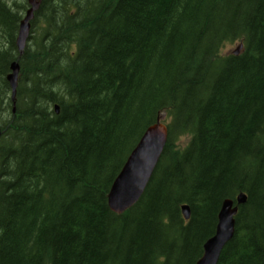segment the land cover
Segmentation results:
<instances>
[{
	"label": "trees",
	"instance_id": "obj_1",
	"mask_svg": "<svg viewBox=\"0 0 264 264\" xmlns=\"http://www.w3.org/2000/svg\"><path fill=\"white\" fill-rule=\"evenodd\" d=\"M20 1L0 0V264H196L242 191L219 264H264V0H42L21 57ZM163 111L160 162L116 214L110 187Z\"/></svg>",
	"mask_w": 264,
	"mask_h": 264
},
{
	"label": "water",
	"instance_id": "obj_2",
	"mask_svg": "<svg viewBox=\"0 0 264 264\" xmlns=\"http://www.w3.org/2000/svg\"><path fill=\"white\" fill-rule=\"evenodd\" d=\"M31 3L33 7L22 22L18 37V47L21 53L28 37L29 20L33 17L34 10L38 8L39 1L31 0ZM19 68V64L13 63V72L8 77L13 95L16 93ZM165 140L166 129L162 124H156L145 132L110 189L108 203L113 211L122 213L140 199L163 152ZM238 201L244 203L246 196L240 194ZM232 207L233 202L226 200L219 215L216 234L206 242L203 257L197 264L218 263L223 247L234 235L235 220L233 216L236 214L237 208L232 209ZM184 212L186 217H189L186 207H184Z\"/></svg>",
	"mask_w": 264,
	"mask_h": 264
},
{
	"label": "rangeland",
	"instance_id": "obj_3",
	"mask_svg": "<svg viewBox=\"0 0 264 264\" xmlns=\"http://www.w3.org/2000/svg\"><path fill=\"white\" fill-rule=\"evenodd\" d=\"M155 41V40H154ZM239 44V42H234V43H228L222 50L223 53H227L228 51L233 50L236 48V46ZM228 54V53H227ZM186 140L182 141V143H185ZM19 176V175H18ZM25 177L22 178V181L24 180ZM5 247V245L3 246Z\"/></svg>",
	"mask_w": 264,
	"mask_h": 264
},
{
	"label": "bare ground",
	"instance_id": "obj_4",
	"mask_svg": "<svg viewBox=\"0 0 264 264\" xmlns=\"http://www.w3.org/2000/svg\"><path fill=\"white\" fill-rule=\"evenodd\" d=\"M13 111L15 112V111H16V108L13 107ZM168 138H169V137H168ZM167 142H168V141H167ZM129 157H130V154H129V156H128V158H127L126 161H128ZM159 162H160V161H159ZM124 166H125V163H124L122 169L124 168ZM122 169H121V171H122ZM121 171H120V172H121ZM120 172H119V174H120ZM119 174H118V175H119ZM149 183H150V182H149ZM148 185H149V184H148ZM142 197H143V196H142ZM246 203H247V202H246ZM137 204H138V203H137ZM187 205H188V204H187ZM133 207H134V206H133ZM133 207H132V208H133ZM132 208H131V209H132ZM129 210H130V209H129ZM190 210H191V209H190ZM219 212H220V211H219ZM236 228H237V227H236ZM237 231H238V230H237ZM221 256H222V255H221ZM219 262H220V261H219Z\"/></svg>",
	"mask_w": 264,
	"mask_h": 264
}]
</instances>
